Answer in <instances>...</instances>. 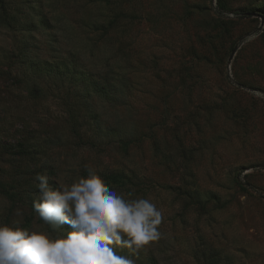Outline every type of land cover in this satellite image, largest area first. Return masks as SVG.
I'll use <instances>...</instances> for the list:
<instances>
[{"label": "rangeland", "instance_id": "1", "mask_svg": "<svg viewBox=\"0 0 264 264\" xmlns=\"http://www.w3.org/2000/svg\"><path fill=\"white\" fill-rule=\"evenodd\" d=\"M6 1L26 20L0 22V185L17 190L12 205L0 193V225L66 237L71 226L46 224L27 201L39 197L29 170L59 189L91 167L124 199H151L171 236L138 259L114 245L118 255L206 264L215 249L217 264H264V0ZM117 7V27L94 31ZM45 63L60 75L70 63L78 79L32 99L26 82ZM64 98L94 145L70 132ZM27 139L42 145L28 165L10 146Z\"/></svg>", "mask_w": 264, "mask_h": 264}, {"label": "clouds", "instance_id": "2", "mask_svg": "<svg viewBox=\"0 0 264 264\" xmlns=\"http://www.w3.org/2000/svg\"><path fill=\"white\" fill-rule=\"evenodd\" d=\"M87 172L70 187L56 190L47 175L36 174L34 211L54 228L69 224L74 230L53 239L45 232L0 225V264H136L132 257L138 259L162 239H171L161 230L164 216L151 199L126 200L93 168ZM114 245L132 257L118 255Z\"/></svg>", "mask_w": 264, "mask_h": 264}, {"label": "trees", "instance_id": "3", "mask_svg": "<svg viewBox=\"0 0 264 264\" xmlns=\"http://www.w3.org/2000/svg\"><path fill=\"white\" fill-rule=\"evenodd\" d=\"M110 2V1H107ZM19 4H10L6 0H0V22L4 24L5 26L13 27L14 22H17L18 19H23L26 20V16H24V12L20 11V8L18 6ZM29 10L31 11L32 7H28ZM123 14L121 10L118 9L117 7V12H112L109 17L106 16V22H98V21H93L92 23L90 22V25L93 27V30H100L103 33H108L111 29H114L118 25L119 17ZM41 14L39 13V16ZM41 24H47V20L42 18L39 19ZM119 40L122 41L120 38ZM64 73L59 74L58 73V66L54 65L52 63L47 64L45 63L44 65H39V78L36 80L28 81L26 82L25 88H26V93L29 95L30 98H37L39 96L40 99H45L46 97L50 96L52 93H61V90L64 89V83L70 84L75 83L74 80L78 79L77 78V72L73 70L71 67L70 63H64ZM73 70V72H72ZM120 74V73H119ZM41 75H45L46 77H50L51 81L45 80H40ZM51 75V76H50ZM83 75L82 73H79L78 76L80 77ZM86 79V76L83 77V80ZM85 82L84 87L87 89V86H90L92 90H94L95 93L99 94L104 90H107L106 87V82L101 81V84H99V81H82ZM109 83V81H108ZM100 85V86H99ZM64 106H66L68 109L66 111L67 113V119H66V124L69 127L70 132L73 134L74 137L78 139V141H85L86 144L94 145V140L95 138H88L86 140H83V128L84 125L86 124L85 122V117L79 113V110L77 109L75 102H70L69 98H64L63 103ZM26 142L20 143V144H15V145H10L12 146L14 150L17 151L18 149V155L21 158H24L26 160V165L27 163L33 162L37 154H40L41 147L42 145H38L39 142H33V140H25ZM127 142L125 138H120L119 139V144L125 145ZM5 150H7V146L3 147ZM35 162V161H34ZM30 165V164H29ZM35 169L29 170V173L34 174L36 177L37 173H40L41 170L37 169L36 163H34L33 166ZM49 173L52 174V170H49ZM41 174V173H40ZM114 173L113 172H108L107 174L104 175L107 177L112 176ZM16 181H20V179H16ZM39 183V181L36 180V183ZM21 182H19V185ZM48 184L50 185L51 188L53 189H58L57 183L53 180L48 179ZM34 187V186H33ZM37 189V188H36ZM0 193L4 196H6L10 201L11 205L16 202L15 196L17 195V190H9L8 188H5V186L0 185ZM185 194L187 195H193L190 192L185 191ZM27 195V194H26ZM25 195V196H26ZM27 201L29 204L33 207V202L34 199L32 197L26 196ZM65 225V228H68L70 225L69 224H63ZM204 249V248H203ZM117 251V250H114ZM204 251V252H203ZM202 251L203 258H205V263L206 264H217L218 260L220 259V252L213 249L209 253H205V249ZM129 257V256H128ZM136 264H160L159 260H157L154 256L149 255L144 261H136Z\"/></svg>", "mask_w": 264, "mask_h": 264}]
</instances>
